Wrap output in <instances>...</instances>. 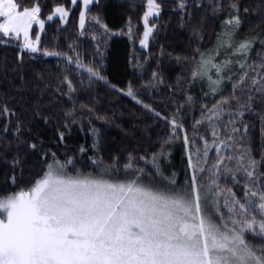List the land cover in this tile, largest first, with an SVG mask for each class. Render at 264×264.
Wrapping results in <instances>:
<instances>
[{
    "label": "snow or ice",
    "instance_id": "6c2138e0",
    "mask_svg": "<svg viewBox=\"0 0 264 264\" xmlns=\"http://www.w3.org/2000/svg\"><path fill=\"white\" fill-rule=\"evenodd\" d=\"M94 2L82 0L81 29L89 5ZM71 3L77 6L78 0ZM20 7L17 0H0V18L4 20L0 23V41L19 40L22 34V51L61 55L42 50L40 35L35 40L30 38L33 24H38L41 32L45 28V20L39 18V3L23 10ZM186 7V0H178V10ZM231 7L236 15L230 13L224 21L216 46L200 53L190 79H206L209 92L205 95H215L222 93L221 85L226 79L232 80L234 66L241 72L232 84L230 98L222 96L211 107L201 106V118L194 121L191 138L179 120L184 105L164 116L143 103L131 85L125 93L171 126L164 144L182 139L187 157L184 184L177 182L175 173L171 177L164 175L161 157L170 153H165L163 145L150 157H139L143 165L129 154L122 173L118 161L105 166L93 160L102 170L96 175L78 170L73 175L68 171L69 166L75 167L73 158L61 160L51 150L42 152V157L50 156L51 160H44L45 170L33 185L27 191L0 198V264H264V171L261 170L264 157L258 160L253 155L249 125L243 120L253 110L255 94L264 95V62L257 66L247 63L248 53L259 37L236 42L241 19L235 0ZM160 12L157 0H147L142 47L148 46L155 29L154 24L149 25V18L158 17ZM57 15L66 22L69 13L63 6H57L47 20L52 21ZM93 19L100 24L98 18ZM101 27L108 30L106 25ZM219 55L226 58L217 63ZM66 61L87 72L89 80L107 83L94 67L72 57H66ZM213 70L215 79L210 74ZM158 77L159 73L153 72V78ZM64 83L67 86L64 95L71 100L76 88L67 75ZM186 103L189 106L193 103L191 95ZM14 115L6 105L0 107V117ZM44 119L47 123V118ZM261 121L264 135V116ZM201 128L207 131L201 132ZM23 130L17 121V138ZM3 131H9L7 124ZM57 135L63 142L65 133L57 129ZM28 146L32 150L38 148L37 143ZM84 151L82 147L81 152ZM18 164L19 160L14 159L12 166ZM145 166H150L151 171H146ZM221 177L240 185L243 196H237L231 187L221 188ZM15 180L12 176L13 185ZM249 236L260 238V244H253Z\"/></svg>",
    "mask_w": 264,
    "mask_h": 264
},
{
    "label": "trees",
    "instance_id": "16d2710c",
    "mask_svg": "<svg viewBox=\"0 0 264 264\" xmlns=\"http://www.w3.org/2000/svg\"><path fill=\"white\" fill-rule=\"evenodd\" d=\"M37 2L41 7L39 18L45 20L39 47L61 55L47 57L22 51L21 42L16 39L0 41V107L6 105L15 113L0 117V198L27 191L45 170L44 160L50 162V156L41 155L49 150L61 160L73 158L75 167L69 166V173L75 175L78 170L96 175L102 171L96 164L110 166L113 161L119 162L122 173L129 154L143 165L139 157H150L163 145L165 153H170L161 157L164 175L171 177L173 173H180L177 182L184 184L187 157L182 139L164 144L171 126L125 93L131 85L143 103L164 116H170L184 105L179 120L191 138L193 123L201 118V106L211 107L222 96L230 98L232 84L241 72L238 66L234 68L232 80L223 86L222 93L215 95H205L209 88L200 87L190 79L200 53L216 46L224 21L230 13L236 15L232 12V0H186L184 10L177 9L178 0H157L161 12L149 19V25L154 24L155 29L146 49L140 46V40L147 0H96L86 13L84 29L79 25L82 0L77 6L71 0H17L20 10L31 8ZM235 3L241 19L237 38L242 41L259 37L247 56V63L257 66L264 62L261 42L264 41V0H235ZM57 6L68 11L66 22L56 18L47 20ZM93 18H98L100 24ZM37 30L35 26L33 35ZM66 57L94 67L107 83L89 80L88 73L69 65ZM69 68L71 72L66 71ZM153 72L159 73V77L153 78ZM66 75L76 88L71 100L64 95ZM188 95L193 98L190 106L186 103ZM252 109L243 120L249 125L253 155L260 160L264 157V135L261 134L264 95L255 94ZM67 112L71 115H66ZM224 119L227 120V115ZM17 121L24 129L19 138L15 135ZM5 124L9 128L6 133ZM57 129L65 133L63 142L58 138ZM29 143H37V150L30 149ZM14 159L19 160L16 167L12 166ZM145 169L151 171L150 166ZM12 176L16 178L14 185ZM220 186L231 187L237 196H243L241 186L230 184L228 178L221 177ZM249 239L253 244L261 242L258 237L249 236Z\"/></svg>",
    "mask_w": 264,
    "mask_h": 264
},
{
    "label": "rangeland",
    "instance_id": "374dc122",
    "mask_svg": "<svg viewBox=\"0 0 264 264\" xmlns=\"http://www.w3.org/2000/svg\"><path fill=\"white\" fill-rule=\"evenodd\" d=\"M79 1V0H78ZM92 5V4H91ZM91 5H89V7L91 6ZM82 10H83V5H82ZM60 19V17L57 15V16H55L54 17V19ZM151 18H153V17H150L149 19H151ZM67 19V18H66ZM62 21H64V20H62ZM4 22V20H3V18H0V23H3ZM35 26H37L38 27V30H37V33L35 34V35H33V29H34V27ZM224 27V26H223ZM41 31H40V29H39V25L38 24H33V26H32V28L30 29V38L31 39H33V40H35V36L38 34V35H40L41 36ZM151 37V36H150ZM150 39V38H149ZM20 42H21V45H22V43H23V35L21 34V37H20ZM239 41H241V40H239L238 38H237V43L239 42ZM149 42V41H148ZM140 46H141V44H140ZM142 47V46H141ZM143 49H146L145 47H142ZM47 57H56V56H47ZM226 57H225V55H219V56H217L216 57V62L217 63H220V62H222L224 59H225ZM231 59H233V60H236V59H241V57H231ZM234 68L236 69L237 68V66H234ZM233 68V69H234ZM215 70H213V72L212 73H210L212 76H213V79H215L216 77H215ZM230 73H225V75H229ZM232 75V74H231ZM197 82H198V85L200 86V87H204V88H209L208 87V82H207V80L205 79V80H196ZM229 80H225L224 81V83H222V85H221V88H223V86L224 85H226L227 84V82H228ZM179 176H180V173L179 174H177L176 176H175V179L177 180L178 178H179ZM120 178H123L122 177V175H121V177ZM157 183H159V181L157 182Z\"/></svg>",
    "mask_w": 264,
    "mask_h": 264
}]
</instances>
